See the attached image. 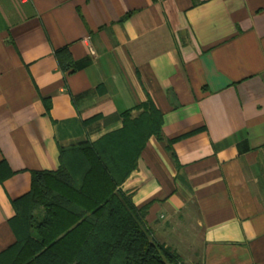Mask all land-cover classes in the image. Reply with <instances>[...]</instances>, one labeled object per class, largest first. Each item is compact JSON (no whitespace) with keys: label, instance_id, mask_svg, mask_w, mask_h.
<instances>
[{"label":"crops","instance_id":"0c3cea01","mask_svg":"<svg viewBox=\"0 0 264 264\" xmlns=\"http://www.w3.org/2000/svg\"><path fill=\"white\" fill-rule=\"evenodd\" d=\"M149 100L162 138L121 188L154 240L183 264H264V0H0V253L32 172Z\"/></svg>","mask_w":264,"mask_h":264},{"label":"trees","instance_id":"16d2710c","mask_svg":"<svg viewBox=\"0 0 264 264\" xmlns=\"http://www.w3.org/2000/svg\"><path fill=\"white\" fill-rule=\"evenodd\" d=\"M58 53L61 67L75 71ZM122 116L120 130L61 148L58 170L32 172L30 192L12 201L16 242L0 253V264H183L154 240L148 206L138 208L121 188L149 139L162 138L163 114L149 100ZM12 175L2 160L0 182Z\"/></svg>","mask_w":264,"mask_h":264},{"label":"built area","instance_id":"2783aa9c","mask_svg":"<svg viewBox=\"0 0 264 264\" xmlns=\"http://www.w3.org/2000/svg\"><path fill=\"white\" fill-rule=\"evenodd\" d=\"M22 3H25V2H27L28 0H20Z\"/></svg>","mask_w":264,"mask_h":264}]
</instances>
